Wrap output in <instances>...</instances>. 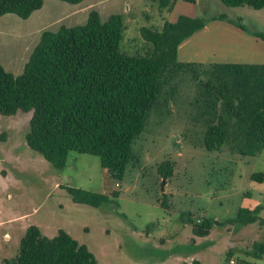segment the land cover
<instances>
[{"label": "rangeland", "instance_id": "obj_1", "mask_svg": "<svg viewBox=\"0 0 264 264\" xmlns=\"http://www.w3.org/2000/svg\"><path fill=\"white\" fill-rule=\"evenodd\" d=\"M43 3L25 20L0 17V65L14 77L24 73L44 32L84 25L93 11L102 23L123 16L120 50L128 55L146 48L142 28L161 30L180 16L204 19L211 27L230 25L264 45V8H229L222 0H179L170 12L159 0ZM181 93L186 103H173L171 116L152 119L135 141L136 160L119 188L111 168L97 156L72 152L67 166L57 169L33 151L26 139L32 112L0 115V264L17 257L31 226L50 239L65 231L98 264H264V255H254L255 245H264V227L235 221L241 209H258L264 219V150L245 157L227 148L207 151L197 139L192 143L187 104L193 93ZM164 164H170L171 174L162 173ZM255 175L263 182L253 180ZM68 188L109 201L100 207L77 203ZM204 219L211 221V230L202 237L194 227Z\"/></svg>", "mask_w": 264, "mask_h": 264}, {"label": "trees", "instance_id": "obj_2", "mask_svg": "<svg viewBox=\"0 0 264 264\" xmlns=\"http://www.w3.org/2000/svg\"><path fill=\"white\" fill-rule=\"evenodd\" d=\"M61 1L77 5L85 0ZM178 1L159 0L161 9L169 12ZM222 2L229 8H264V0ZM43 4V0H0V17L13 14L25 20ZM206 25L204 19L180 16L161 30L144 27L146 48L134 55L120 50L126 31L122 15L102 23L93 11L84 25L46 31L20 77L0 65V115L32 112L27 144L57 169L67 166L72 152L88 154L99 157L120 182L136 160L135 141L152 119L161 122L170 117L173 103H186V97L180 99L181 89H187L193 93L187 104L191 142L199 140L210 152L227 148L233 154L255 157L264 150V64L179 61L180 45ZM162 171L171 174L170 164H164ZM253 180L262 183L263 176L255 175ZM68 193L75 202L93 207L109 201L75 188H68ZM258 212L241 209L235 221L264 227ZM210 230L208 219L194 227L202 237ZM254 255L261 259L264 245L257 243ZM3 264L98 262L65 231L50 239L31 226L17 257Z\"/></svg>", "mask_w": 264, "mask_h": 264}, {"label": "crops", "instance_id": "obj_3", "mask_svg": "<svg viewBox=\"0 0 264 264\" xmlns=\"http://www.w3.org/2000/svg\"><path fill=\"white\" fill-rule=\"evenodd\" d=\"M225 26L227 25L214 27L207 25L183 42L178 50L179 61L200 64L263 65L264 45L261 46L252 35H247L230 25ZM226 32L234 39L231 36H219Z\"/></svg>", "mask_w": 264, "mask_h": 264}, {"label": "built area", "instance_id": "obj_4", "mask_svg": "<svg viewBox=\"0 0 264 264\" xmlns=\"http://www.w3.org/2000/svg\"><path fill=\"white\" fill-rule=\"evenodd\" d=\"M115 186H116V188H119V187H120V184L117 182V183L115 184ZM231 264H235L234 261H231Z\"/></svg>", "mask_w": 264, "mask_h": 264}]
</instances>
